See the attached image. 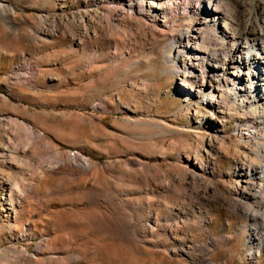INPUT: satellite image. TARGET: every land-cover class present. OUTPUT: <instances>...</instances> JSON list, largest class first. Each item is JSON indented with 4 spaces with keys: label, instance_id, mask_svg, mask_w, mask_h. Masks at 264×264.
<instances>
[{
    "label": "rangeland",
    "instance_id": "1",
    "mask_svg": "<svg viewBox=\"0 0 264 264\" xmlns=\"http://www.w3.org/2000/svg\"><path fill=\"white\" fill-rule=\"evenodd\" d=\"M263 4L0 0V264H264Z\"/></svg>",
    "mask_w": 264,
    "mask_h": 264
},
{
    "label": "bare ground",
    "instance_id": "2",
    "mask_svg": "<svg viewBox=\"0 0 264 264\" xmlns=\"http://www.w3.org/2000/svg\"><path fill=\"white\" fill-rule=\"evenodd\" d=\"M216 6L217 5H215V7ZM262 9L264 10V8H262ZM263 10H261V12ZM225 16L226 15H222L220 17V19L224 22V25H223V27L225 28L224 40H225V42H228V44H230L231 49H230V53L227 55V57L225 59L224 65L220 67L223 71L222 73L224 75H226V74H228V71L230 70V68L234 67V65L237 66V65L242 64V66L246 69V72L244 74L247 78L246 79L247 84H246V86L244 85L243 87L239 88L238 90H240L243 93L248 92V97L251 96L252 101H255L257 104L263 103L261 105L264 109V37H263V39L258 38V34H257L258 31L263 33L264 27L259 26L254 30V32L252 33V34H254V35H252V36H254V38L245 37V34L243 37H241L240 35H237L235 33L236 31L234 32L232 30L234 24L232 26V25H230V23L228 24L225 22V20H224V18H226ZM214 19L215 20L219 19V15L217 14L216 17H214ZM257 23H258V21H257ZM246 28H248V26ZM253 28H254V26H253ZM253 28H251V29H253ZM232 74L237 75L236 72H234ZM242 75H243V73L241 72L238 76L241 78ZM210 85L211 86L213 85L212 81H211ZM239 94H240L239 91H237V95H239ZM244 95L245 94H243L241 96H244ZM261 118H263V123H264V113L261 115ZM261 148L262 149L260 150V153L262 154V156H260L261 154H259V156L262 158L263 153H264V144H263V147H261ZM260 162H262V161H260ZM262 169H263L262 174L264 176V166L262 167Z\"/></svg>",
    "mask_w": 264,
    "mask_h": 264
}]
</instances>
